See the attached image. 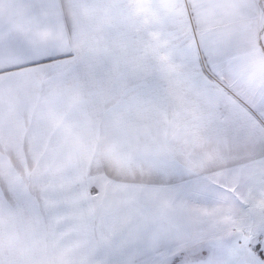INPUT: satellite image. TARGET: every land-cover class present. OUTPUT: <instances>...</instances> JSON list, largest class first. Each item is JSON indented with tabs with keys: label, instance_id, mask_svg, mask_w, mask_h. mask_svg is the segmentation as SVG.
Returning a JSON list of instances; mask_svg holds the SVG:
<instances>
[{
	"label": "snow or ice",
	"instance_id": "snow-or-ice-1",
	"mask_svg": "<svg viewBox=\"0 0 264 264\" xmlns=\"http://www.w3.org/2000/svg\"><path fill=\"white\" fill-rule=\"evenodd\" d=\"M0 264H264V0H0Z\"/></svg>",
	"mask_w": 264,
	"mask_h": 264
}]
</instances>
